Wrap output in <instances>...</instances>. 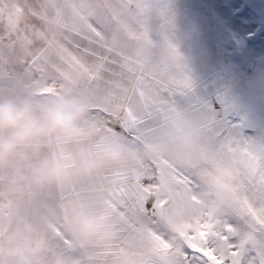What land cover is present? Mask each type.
I'll return each mask as SVG.
<instances>
[{
	"label": "snow or ice",
	"instance_id": "1",
	"mask_svg": "<svg viewBox=\"0 0 264 264\" xmlns=\"http://www.w3.org/2000/svg\"><path fill=\"white\" fill-rule=\"evenodd\" d=\"M18 11L38 23L21 26ZM151 11V0H0V78L30 79L42 96L102 91L94 108L100 135L71 149L80 154L91 155L114 137L153 138L163 114L184 110L205 129L222 170L168 161L167 167L153 161L128 171L109 168L68 188L29 192L23 211L0 191V264H264V132L188 99L192 82L176 46L165 37L157 52L150 37ZM159 14L170 23L167 7ZM17 47L26 53L18 67L3 58L5 48ZM168 180L179 185L177 198L207 196L213 206L172 221L156 195ZM38 207L53 217L45 229L35 222ZM76 209L115 222L118 239L104 249L72 247L63 224Z\"/></svg>",
	"mask_w": 264,
	"mask_h": 264
},
{
	"label": "clouds",
	"instance_id": "2",
	"mask_svg": "<svg viewBox=\"0 0 264 264\" xmlns=\"http://www.w3.org/2000/svg\"><path fill=\"white\" fill-rule=\"evenodd\" d=\"M103 92L85 87L42 96L30 79L15 77L0 81V175L18 177L3 188L13 204L28 207V190L68 188L105 169L128 171L153 161L185 167L222 170L217 149L207 142L203 126L184 110L163 114L158 134L147 140H107L91 155L71 149L94 142L100 135V121L94 108ZM63 153L61 156L60 154ZM35 166L33 167V165ZM179 185L168 180L157 190L164 201V214L174 222L196 217L213 206L207 196L199 201L177 198ZM54 202L53 207H58ZM216 207L223 200L215 201ZM35 222L45 229L53 219L48 208H36ZM64 234L74 248L104 249L120 233L112 221H101L87 209L70 211L63 224Z\"/></svg>",
	"mask_w": 264,
	"mask_h": 264
},
{
	"label": "rangeland",
	"instance_id": "3",
	"mask_svg": "<svg viewBox=\"0 0 264 264\" xmlns=\"http://www.w3.org/2000/svg\"><path fill=\"white\" fill-rule=\"evenodd\" d=\"M151 3L152 11L146 22L150 37L157 52L165 37L176 46L192 82L188 99L214 108L219 106L232 121L264 132V0H151ZM162 7L169 12L167 25L159 14ZM17 16L21 26L38 23L26 11H18ZM25 55L19 47L3 51L4 60L12 64ZM15 77L22 76L0 81ZM180 100L186 103L184 98ZM3 177L2 192L6 184L19 180ZM36 191L40 190H28L27 196Z\"/></svg>",
	"mask_w": 264,
	"mask_h": 264
},
{
	"label": "built area",
	"instance_id": "4",
	"mask_svg": "<svg viewBox=\"0 0 264 264\" xmlns=\"http://www.w3.org/2000/svg\"><path fill=\"white\" fill-rule=\"evenodd\" d=\"M215 108H217V109L221 110V108H220L219 106H216Z\"/></svg>",
	"mask_w": 264,
	"mask_h": 264
}]
</instances>
